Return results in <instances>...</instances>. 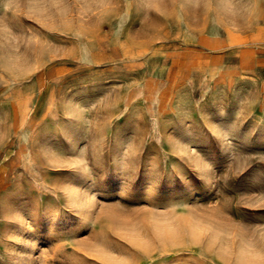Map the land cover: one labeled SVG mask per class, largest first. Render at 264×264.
<instances>
[{"label":"rangeland","instance_id":"374dc122","mask_svg":"<svg viewBox=\"0 0 264 264\" xmlns=\"http://www.w3.org/2000/svg\"><path fill=\"white\" fill-rule=\"evenodd\" d=\"M0 264H264V0H0Z\"/></svg>","mask_w":264,"mask_h":264}]
</instances>
